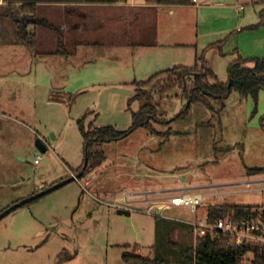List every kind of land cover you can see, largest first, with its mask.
I'll use <instances>...</instances> for the list:
<instances>
[{"label":"rangeland","instance_id":"rangeland-1","mask_svg":"<svg viewBox=\"0 0 264 264\" xmlns=\"http://www.w3.org/2000/svg\"><path fill=\"white\" fill-rule=\"evenodd\" d=\"M18 7L0 0V211L39 186L74 174L67 171L83 163L78 126L83 117L86 128L112 126L129 133L97 147L105 156L99 167L0 219V264H126L122 256L135 248L141 257L175 264L167 236L191 245V223L203 218L209 205L264 206V182L246 184L264 180V174L245 171L264 166V91L256 106L234 89L223 107L212 98L211 108L188 104L182 87L165 86V74L143 85L162 70L145 64V55L130 62L123 55L127 47L111 37L108 44L77 47L67 57L51 54L58 47L54 26L41 30L35 51L44 54L34 57L14 35L9 12L21 16ZM197 28L193 17L186 25L193 32L189 44L173 51L192 57L188 67L204 53L196 49ZM210 56L213 72L226 82L224 59L216 50L205 60ZM173 65L179 64L164 67ZM185 82L189 91L191 78ZM59 90L62 101L53 94ZM140 91L154 107L149 123L156 134L131 128L132 112L143 104L133 99ZM36 139L45 141V152L35 147ZM182 188L203 195L196 212L155 204H169ZM27 192L32 194L22 196ZM250 259L245 254L241 264Z\"/></svg>","mask_w":264,"mask_h":264},{"label":"crops","instance_id":"crops-1","mask_svg":"<svg viewBox=\"0 0 264 264\" xmlns=\"http://www.w3.org/2000/svg\"><path fill=\"white\" fill-rule=\"evenodd\" d=\"M240 1L244 6L239 5ZM41 5L51 6L47 8L40 7ZM239 6L242 8L239 9ZM193 17L197 19L199 27L194 37L197 51L201 48V52L204 51V55H207L209 50H216L219 57L224 59L226 67L235 58V50L246 58H264V0H194L189 5H148L145 0H127L123 4L48 0L39 3L36 23H32L29 28L35 32L36 36L38 35L37 47L41 30L51 32L52 30L48 28L55 27L58 32H54L58 47L51 52L54 55L61 54L67 57L74 54L77 47L91 49V46L108 44L106 38L111 37L114 42L117 40L127 47L128 51L123 55L128 56L130 62L136 60L137 54L140 57L145 55L147 59L145 64L150 63V68L154 67L159 71L164 70L162 68L167 69L164 66L169 64L186 66L187 62H191L192 57L186 56L185 53L182 57V54L173 51L189 44L187 39L193 37V32L187 31L186 25ZM39 20L46 21L48 24L41 25ZM222 40L223 54H220L217 49L207 48L208 45ZM60 42L63 52L58 51ZM42 52L36 50L31 53L38 58L44 54ZM227 53L233 56L230 61L222 57ZM206 61L208 68L216 72L213 68L216 65H212L214 60L211 56L206 57ZM59 91L53 94L57 95L54 96L55 98L62 101L65 94ZM261 93L263 91H260L259 95ZM37 163L34 162V164ZM73 170L69 167L67 176L72 174ZM259 182L264 180H254L246 184ZM45 186L49 185L39 186L34 191L37 192ZM185 190L179 189V191ZM172 191L168 190V192ZM30 194L32 193L27 192L22 196ZM161 202L157 201L155 204L158 205Z\"/></svg>","mask_w":264,"mask_h":264},{"label":"trees","instance_id":"trees-1","mask_svg":"<svg viewBox=\"0 0 264 264\" xmlns=\"http://www.w3.org/2000/svg\"><path fill=\"white\" fill-rule=\"evenodd\" d=\"M3 1L9 5V8L15 4H19L18 9L21 16H14L9 12L13 23L14 35L20 44L26 46L31 51H35L36 34L29 29V25L36 23V3L48 0ZM82 1L90 4H123L127 0ZM145 2L148 5H189L192 4L193 0H145ZM222 44L223 40L212 43L207 48L217 49L220 54H223L221 51ZM59 48L58 51L63 52L61 42ZM234 53L235 58L227 65L228 80L226 82L220 81L217 75L208 68L204 53H202L196 58L192 66H174L164 69L150 76L142 84L146 85L157 75L165 74L167 76L165 86L177 84L182 87L188 104L200 102L211 108L209 99L212 98L217 100L221 107H223L224 100L229 96L231 90L234 89L240 96L250 97L256 106L259 92L264 91V58H246L238 50H235ZM187 78H191L192 83L189 91L186 90L185 81ZM228 81L231 82L230 87H228ZM133 99L140 101V103L143 102V104L139 107L138 111L132 112V130L142 127L156 134V131L151 128L149 123L150 118L154 117V107L143 101L146 99V92H137ZM83 119L84 117L78 121V126L83 141V160L84 157L87 158V165L79 178L84 177L89 171L96 169L103 163L105 156L102 150L97 149L99 145L122 139L129 133V131H120L112 126H89L86 128L83 124ZM81 166L74 169L73 173L76 174L81 169ZM245 171L251 176L262 175L264 174V166L246 167ZM206 214L209 222H214L218 218H232L236 222L261 221L264 223V206L214 204L208 206ZM167 243L175 250V264H241L244 255L247 253L251 254V264H264V247L260 245L236 246L228 236L214 238L206 234L198 236L191 245L175 243L167 236ZM137 250L138 248H135L133 254H124L122 256L123 261L126 264H167L157 257L153 259L141 257L137 253Z\"/></svg>","mask_w":264,"mask_h":264},{"label":"built area","instance_id":"built-area-1","mask_svg":"<svg viewBox=\"0 0 264 264\" xmlns=\"http://www.w3.org/2000/svg\"><path fill=\"white\" fill-rule=\"evenodd\" d=\"M241 8L239 6V9ZM34 162L37 163L38 159H35ZM182 192L180 194H172L169 197V204L162 201L161 204L156 205L159 208L168 205L185 207L189 208L192 212H196L197 207L201 205L203 195L198 192ZM191 232L193 240L198 236L209 234L214 238L228 236L236 246L260 245L264 247V223L261 221L236 222L232 218H218L214 222H209L207 214H205L203 218L191 223Z\"/></svg>","mask_w":264,"mask_h":264},{"label":"water","instance_id":"water-1","mask_svg":"<svg viewBox=\"0 0 264 264\" xmlns=\"http://www.w3.org/2000/svg\"><path fill=\"white\" fill-rule=\"evenodd\" d=\"M230 84H231V82L228 81V87H230ZM35 147L38 149L39 152H45L47 150L46 145L44 144V142L41 139H36ZM86 165H87V158L84 157L81 169L76 174H72L70 177H67L63 180H60L57 183H54L50 186L45 187L44 189H41V190L33 193L31 196H28L22 200L15 202L14 204L10 205L6 209H4L2 212H0V219L2 217H4L6 214L10 213L11 211L17 209L18 207L23 206V205H25V204L33 201V200H36L39 197H42V196L58 189L59 187L65 185L69 182L78 180L79 177L82 175L83 170L86 168Z\"/></svg>","mask_w":264,"mask_h":264}]
</instances>
